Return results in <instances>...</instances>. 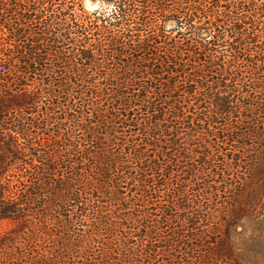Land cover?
<instances>
[{"label":"trees","instance_id":"1","mask_svg":"<svg viewBox=\"0 0 264 264\" xmlns=\"http://www.w3.org/2000/svg\"><path fill=\"white\" fill-rule=\"evenodd\" d=\"M0 0V264H261L264 0Z\"/></svg>","mask_w":264,"mask_h":264},{"label":"rangeland","instance_id":"2","mask_svg":"<svg viewBox=\"0 0 264 264\" xmlns=\"http://www.w3.org/2000/svg\"><path fill=\"white\" fill-rule=\"evenodd\" d=\"M96 5H98L97 2L93 0H84L83 2V7L85 10H91ZM262 227H264V220L262 222H250L247 225L248 232H251V230H257ZM261 264H264V263L262 262Z\"/></svg>","mask_w":264,"mask_h":264}]
</instances>
